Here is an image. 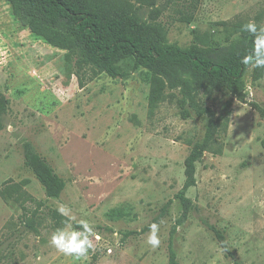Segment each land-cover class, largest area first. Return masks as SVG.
Here are the masks:
<instances>
[{
    "label": "rangeland",
    "instance_id": "374dc122",
    "mask_svg": "<svg viewBox=\"0 0 264 264\" xmlns=\"http://www.w3.org/2000/svg\"><path fill=\"white\" fill-rule=\"evenodd\" d=\"M125 1L169 44L245 59L242 77L132 58L78 71L0 0V264H168L170 245L177 264H264V0ZM27 149L63 182L57 198Z\"/></svg>",
    "mask_w": 264,
    "mask_h": 264
},
{
    "label": "trees",
    "instance_id": "16d2710c",
    "mask_svg": "<svg viewBox=\"0 0 264 264\" xmlns=\"http://www.w3.org/2000/svg\"><path fill=\"white\" fill-rule=\"evenodd\" d=\"M15 19L32 34L42 36L50 44L67 49L79 71L90 66L98 71H109L120 60L132 58L144 69L170 65L195 69L207 73L230 88H236L245 68V59L230 58L214 62L204 54L190 49H180L169 44L162 27L139 21V10L125 0H8ZM68 25L61 34L60 22ZM264 52V38L255 40L252 55ZM186 91L190 105L198 109L186 81H178ZM5 110V100L0 94V118ZM202 111L199 110V114ZM204 142L196 145L184 163L186 181L194 182V165L211 140L212 127L207 130ZM25 163L46 194L57 198L63 191V182L53 170L30 149L25 151ZM224 247L223 237L217 235ZM168 264H177L169 246Z\"/></svg>",
    "mask_w": 264,
    "mask_h": 264
}]
</instances>
